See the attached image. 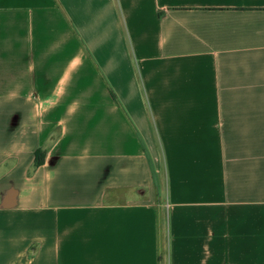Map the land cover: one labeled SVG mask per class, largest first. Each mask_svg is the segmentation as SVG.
<instances>
[{
	"label": "crops",
	"instance_id": "1",
	"mask_svg": "<svg viewBox=\"0 0 264 264\" xmlns=\"http://www.w3.org/2000/svg\"><path fill=\"white\" fill-rule=\"evenodd\" d=\"M0 264H264V0H0Z\"/></svg>",
	"mask_w": 264,
	"mask_h": 264
},
{
	"label": "trees",
	"instance_id": "2",
	"mask_svg": "<svg viewBox=\"0 0 264 264\" xmlns=\"http://www.w3.org/2000/svg\"><path fill=\"white\" fill-rule=\"evenodd\" d=\"M42 156H43V152L38 150L36 152V166L42 165V163L44 162V159Z\"/></svg>",
	"mask_w": 264,
	"mask_h": 264
}]
</instances>
